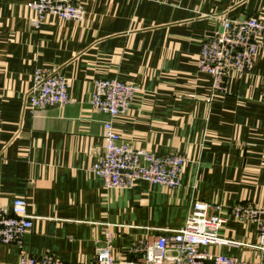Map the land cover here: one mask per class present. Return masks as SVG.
<instances>
[{"label": "crops", "instance_id": "0c3cea01", "mask_svg": "<svg viewBox=\"0 0 264 264\" xmlns=\"http://www.w3.org/2000/svg\"><path fill=\"white\" fill-rule=\"evenodd\" d=\"M32 0H0V207L27 200L24 249L65 263H89L106 228L118 259L138 239L180 229L192 202L218 205L226 218L211 253L264 264L255 225L230 206H264V36L248 72H229L224 91L196 67L203 40L223 19H264V0H78L82 22L49 16L30 26ZM36 69H59L73 102L25 106ZM139 86L114 129L134 149L186 156L180 186L138 182L106 188L90 172L103 153L102 125L91 109L94 80ZM215 213V212H214ZM19 250L0 244V264Z\"/></svg>", "mask_w": 264, "mask_h": 264}, {"label": "built area", "instance_id": "2783aa9c", "mask_svg": "<svg viewBox=\"0 0 264 264\" xmlns=\"http://www.w3.org/2000/svg\"><path fill=\"white\" fill-rule=\"evenodd\" d=\"M32 12L30 26L38 30L47 17L82 22L85 10L78 0H32L27 3ZM264 36V19L250 16L241 20L223 19L221 30L202 41L196 59L200 72L212 79L211 96L224 91V78L229 72H248ZM139 86L117 79L94 80L89 99L92 110L107 116L102 125L103 153L90 167L104 187L125 190L138 182L157 184L168 189L180 186L185 155L174 152L157 157L136 150L114 129L113 121L129 109ZM69 83L59 69H36L31 88L25 95V106L31 110L47 106H62L73 102ZM215 212V213H214ZM232 218L252 223L257 233L255 247L264 252V206L238 202L227 210ZM32 216L27 212V200L16 197L9 210L0 207V244H14L18 250L16 264H257L211 253L210 245L225 241L218 231L226 218L218 205L194 201L188 209L184 225L174 231L136 240L130 247V257L118 259L112 250L113 234L104 229L103 239L89 263H65L46 254L32 257L24 249V236L31 228Z\"/></svg>", "mask_w": 264, "mask_h": 264}, {"label": "water", "instance_id": "95a60500", "mask_svg": "<svg viewBox=\"0 0 264 264\" xmlns=\"http://www.w3.org/2000/svg\"><path fill=\"white\" fill-rule=\"evenodd\" d=\"M206 264H212V262L211 261H208Z\"/></svg>", "mask_w": 264, "mask_h": 264}, {"label": "rangeland", "instance_id": "374dc122", "mask_svg": "<svg viewBox=\"0 0 264 264\" xmlns=\"http://www.w3.org/2000/svg\"><path fill=\"white\" fill-rule=\"evenodd\" d=\"M91 109H92V108H91ZM185 157H186V156H185ZM186 159H187V158H186ZM186 162H187V161H186ZM186 162H185V163H186Z\"/></svg>", "mask_w": 264, "mask_h": 264}]
</instances>
